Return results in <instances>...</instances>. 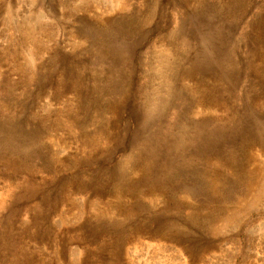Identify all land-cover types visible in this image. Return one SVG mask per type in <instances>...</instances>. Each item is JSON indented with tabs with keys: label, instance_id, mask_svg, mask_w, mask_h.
<instances>
[{
	"label": "rangeland",
	"instance_id": "rangeland-1",
	"mask_svg": "<svg viewBox=\"0 0 264 264\" xmlns=\"http://www.w3.org/2000/svg\"><path fill=\"white\" fill-rule=\"evenodd\" d=\"M0 264H264V0H0Z\"/></svg>",
	"mask_w": 264,
	"mask_h": 264
}]
</instances>
